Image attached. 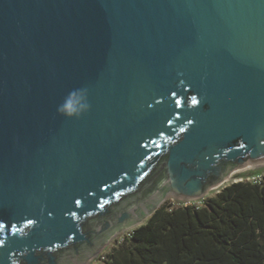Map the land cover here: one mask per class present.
Instances as JSON below:
<instances>
[{
    "label": "water",
    "instance_id": "1",
    "mask_svg": "<svg viewBox=\"0 0 264 264\" xmlns=\"http://www.w3.org/2000/svg\"><path fill=\"white\" fill-rule=\"evenodd\" d=\"M262 172L264 0H0V264Z\"/></svg>",
    "mask_w": 264,
    "mask_h": 264
},
{
    "label": "trees",
    "instance_id": "2",
    "mask_svg": "<svg viewBox=\"0 0 264 264\" xmlns=\"http://www.w3.org/2000/svg\"><path fill=\"white\" fill-rule=\"evenodd\" d=\"M101 264H264V175L201 206L163 203Z\"/></svg>",
    "mask_w": 264,
    "mask_h": 264
},
{
    "label": "rangeland",
    "instance_id": "3",
    "mask_svg": "<svg viewBox=\"0 0 264 264\" xmlns=\"http://www.w3.org/2000/svg\"><path fill=\"white\" fill-rule=\"evenodd\" d=\"M253 175H264V172L259 173V174H250V175H244V176H239V177H235L232 178L230 181H228L227 183H225L224 185H222L221 187L217 188V189H213L211 191L210 194L206 195L203 198H199L196 200H178L172 197H166L164 201H162L161 205L165 202H170L173 204H194L197 206H201L204 204L205 199L210 197V196H214L216 195L219 191H221V189L223 187H225L226 185L235 182V181H240V180H245V181H251V176ZM149 217H146L141 223L136 224L135 226L126 229L125 231H122L121 233H117L115 234L103 247L102 249L99 251V253L96 255V257L93 259V261L91 262V264H101L102 262V257H107V255L112 251V248L119 245L124 237L129 236V234L133 231V229H135L136 227H138L140 224L144 223Z\"/></svg>",
    "mask_w": 264,
    "mask_h": 264
},
{
    "label": "built area",
    "instance_id": "4",
    "mask_svg": "<svg viewBox=\"0 0 264 264\" xmlns=\"http://www.w3.org/2000/svg\"><path fill=\"white\" fill-rule=\"evenodd\" d=\"M262 176L263 175H253L251 176V179H252L251 181H255V182L260 181L262 179ZM102 259H105V257L103 256Z\"/></svg>",
    "mask_w": 264,
    "mask_h": 264
},
{
    "label": "bare ground",
    "instance_id": "5",
    "mask_svg": "<svg viewBox=\"0 0 264 264\" xmlns=\"http://www.w3.org/2000/svg\"><path fill=\"white\" fill-rule=\"evenodd\" d=\"M231 179H232V178H231ZM231 179L227 180L225 183H227V182L230 181ZM225 183H224V184H225ZM224 184H223V185H224ZM221 186H222V185H220V186H218V187H215V188H213V189L215 190V189H217V188H219V187H221ZM213 189H211V190L208 192V194H210L211 191H212ZM165 198H166V197H165Z\"/></svg>",
    "mask_w": 264,
    "mask_h": 264
},
{
    "label": "snow or ice",
    "instance_id": "6",
    "mask_svg": "<svg viewBox=\"0 0 264 264\" xmlns=\"http://www.w3.org/2000/svg\"><path fill=\"white\" fill-rule=\"evenodd\" d=\"M195 102V101H194Z\"/></svg>",
    "mask_w": 264,
    "mask_h": 264
}]
</instances>
